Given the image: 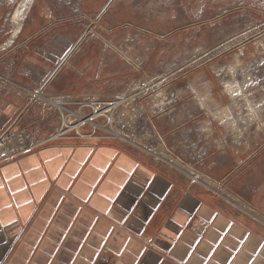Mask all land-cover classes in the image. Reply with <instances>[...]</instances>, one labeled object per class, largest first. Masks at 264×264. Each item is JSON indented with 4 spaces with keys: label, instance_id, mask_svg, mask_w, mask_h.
Wrapping results in <instances>:
<instances>
[{
    "label": "crops",
    "instance_id": "0c3cea01",
    "mask_svg": "<svg viewBox=\"0 0 264 264\" xmlns=\"http://www.w3.org/2000/svg\"><path fill=\"white\" fill-rule=\"evenodd\" d=\"M109 1L89 15L118 3ZM82 13L80 0H34L17 29L0 36V133L19 118L48 136L61 117L52 101L105 98L144 74L145 59H119L105 37L123 25L96 31ZM162 15L180 20L179 12ZM199 79L213 90L211 79ZM184 110L164 111L160 123ZM190 115L199 118L195 125L173 133L174 143L192 146L193 154L206 149L190 170L210 185L239 178L245 158L226 143L213 152L198 130L206 113L194 108ZM159 127L150 146L166 152ZM210 130L221 139L214 124ZM153 151L131 139L71 136L1 163L0 264H264V223Z\"/></svg>",
    "mask_w": 264,
    "mask_h": 264
},
{
    "label": "rangeland",
    "instance_id": "374dc122",
    "mask_svg": "<svg viewBox=\"0 0 264 264\" xmlns=\"http://www.w3.org/2000/svg\"><path fill=\"white\" fill-rule=\"evenodd\" d=\"M33 1L0 0V36H10L17 29ZM108 1L80 0V12L85 23L91 22L96 31L112 27L110 22L118 23V27L123 25L114 34L105 35L109 45L120 54L119 59L147 61L144 74L135 73L124 83L132 78L146 83L147 91L139 103L149 128L154 130L158 125L163 132L160 137L167 142L163 155L189 170V163L199 161L206 149H197L199 153L193 154L192 146L186 144L183 149L174 143L173 133L195 125L199 118L189 116V110H203L208 122H201L198 130L213 152L226 143L238 153L236 158H245L239 165V178L232 182L219 180L211 184L213 190L264 209V0H118L117 5L99 17L89 15ZM192 1L195 4L189 5ZM177 12L180 20L162 17L175 16ZM203 77L215 83L213 90L204 79H199ZM194 79L199 82L197 85ZM175 107L187 110L188 114L179 112L176 117L169 116V124L160 123V115ZM138 118L130 114L124 117L131 128ZM61 120L59 117L60 123ZM212 124L221 132V139L210 130ZM125 134L161 153V148L142 140H149L150 135L155 137V130L153 135L139 130ZM186 139L180 137L179 141L189 142ZM190 171L206 182L200 173Z\"/></svg>",
    "mask_w": 264,
    "mask_h": 264
},
{
    "label": "built area",
    "instance_id": "2783aa9c",
    "mask_svg": "<svg viewBox=\"0 0 264 264\" xmlns=\"http://www.w3.org/2000/svg\"><path fill=\"white\" fill-rule=\"evenodd\" d=\"M147 91L146 83L141 78H132L119 90L105 98H93L92 96H81L73 100L69 96H60L57 101H52L60 109L61 123L54 133L39 139L35 130L21 126L19 118L13 121L0 133V164L10 161L20 155L27 154L42 147L49 142L64 137H89L99 136L119 137L128 140L125 132L152 131L149 128L148 119L144 115L140 100ZM130 114L133 118L139 117L136 124L131 128L127 125L124 117ZM115 120V122H113ZM106 121V124H103ZM108 126V127H107ZM143 136V135H142ZM149 143V140H144ZM144 146V144L139 143ZM210 189L214 187L205 184ZM220 196L230 202L237 203L234 199L220 193ZM240 209L251 213L249 208L239 204ZM253 216V215H252ZM255 218L261 220L259 216Z\"/></svg>",
    "mask_w": 264,
    "mask_h": 264
},
{
    "label": "bare ground",
    "instance_id": "6f19581e",
    "mask_svg": "<svg viewBox=\"0 0 264 264\" xmlns=\"http://www.w3.org/2000/svg\"><path fill=\"white\" fill-rule=\"evenodd\" d=\"M40 98V97H39ZM42 100V99H41ZM130 140V139H129ZM131 142H133V143H137L138 144V142H136V140H134V139H131ZM142 146V145H141ZM153 153H155L160 159H163L164 161H167L169 164H171V166L172 167H175L177 170H179L180 172H183V173H186L187 175H189V176H191V179L192 180H200V175L199 174H197V175H193V173L189 170V169H186V167L184 166V165H182V164H180V163H177V162H175V161H173L172 159H171V157L170 158H168V157H165L164 155H163V152H161L160 153V151L159 152H153ZM201 182L202 183H204V184H206L207 183V180H206V182H203L202 180H201ZM237 207H240L239 206V204H241L242 206H244V207H246V208H249L250 209V214L251 215H253L254 217H255V215H257V216H259V218L261 219V222L262 223H264V217L263 216H261V215H259L258 214V212L256 213L254 210H252L250 207H248L246 204H243V203H240V202H237V203H234Z\"/></svg>",
    "mask_w": 264,
    "mask_h": 264
},
{
    "label": "water",
    "instance_id": "95a60500",
    "mask_svg": "<svg viewBox=\"0 0 264 264\" xmlns=\"http://www.w3.org/2000/svg\"><path fill=\"white\" fill-rule=\"evenodd\" d=\"M112 1H113V0H110V1H109V4H110ZM109 4L106 6V8L109 6ZM106 8H105V9H106Z\"/></svg>",
    "mask_w": 264,
    "mask_h": 264
}]
</instances>
